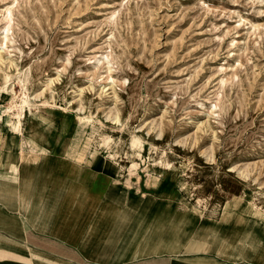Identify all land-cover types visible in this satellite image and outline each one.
I'll list each match as a JSON object with an SVG mask.
<instances>
[{
	"label": "rangeland",
	"instance_id": "374dc122",
	"mask_svg": "<svg viewBox=\"0 0 264 264\" xmlns=\"http://www.w3.org/2000/svg\"><path fill=\"white\" fill-rule=\"evenodd\" d=\"M6 75L7 264H264V0H0Z\"/></svg>",
	"mask_w": 264,
	"mask_h": 264
},
{
	"label": "crops",
	"instance_id": "0c3cea01",
	"mask_svg": "<svg viewBox=\"0 0 264 264\" xmlns=\"http://www.w3.org/2000/svg\"><path fill=\"white\" fill-rule=\"evenodd\" d=\"M24 144H25V141L24 142H22V140H20V139H15V141H14V143L12 144V145H14V146H16V148H18V151H19V156L21 157V159L22 160H27L28 161V159L30 158V157H28L27 156V150H25L24 149ZM1 146V145H0ZM31 153V155L33 156V155H35L36 153L35 152H30ZM4 153L3 152H1L0 153V158H2V155H3ZM5 156H7V153H6V155ZM36 159H37V157H38V155H35L34 156ZM91 167V166H90ZM90 169H88V171H89ZM91 171V170H90ZM3 212V211H2ZM0 214H1V211H0ZM7 220H5V219H0V231H3V232H6L7 231ZM30 241H33V242H35V241H37V240H30ZM33 242H30V245H32L33 246ZM6 243V242H5ZM42 243H44L45 245H47V248L48 249H50L51 250V247H55V246H58L56 243H58V242H56V240H42ZM29 244V243H28ZM1 247L3 246V245H0ZM5 246H6V244H5ZM30 249H31V247H30ZM32 250V249H31ZM6 253V252H5ZM18 254V253H17ZM16 254V256H18ZM41 254H43V253H41ZM44 255H46L47 256V260L50 262V261H55V260H58V261H62V262H68V260H70V256H71V254H62V253H55L54 251H49V252H47V253H44ZM3 256H4V253L2 252V249L0 250V264H7V261H6V259L5 260H3L4 258H3ZM15 264H18V263H15Z\"/></svg>",
	"mask_w": 264,
	"mask_h": 264
},
{
	"label": "bare ground",
	"instance_id": "6f19581e",
	"mask_svg": "<svg viewBox=\"0 0 264 264\" xmlns=\"http://www.w3.org/2000/svg\"><path fill=\"white\" fill-rule=\"evenodd\" d=\"M5 30H6V28H5ZM4 39H5V37H4ZM10 80H11V78H10L8 75H6V76H5L6 84H4L3 86H0V93H6V92H8V91L10 90L11 86L9 87V85H8V83L10 82ZM28 104H29V97H27V96L25 95V98H23L22 101L20 102V107H22V106H27ZM33 107L37 108L36 105H30V106L28 107L30 112L32 111V108H33ZM79 118H81V117H79ZM86 119H87V120H90V119H91V116L86 117ZM14 127H15V128L18 130V132H19V130L21 129V122H20V121H17V122L15 123ZM19 137H20V135H19V133H18V134L16 135V139H19ZM108 139H109L108 136H104V137H103V144L109 142ZM137 146H139V142L136 141V140L134 139L133 142H132V144H131V147H130V144H129L130 153L133 152V150H134L135 148H138ZM242 218H243V217H242ZM242 218H241V219H242ZM256 218H257V217H251L250 219H247V220H246V223H248V221H251V223H254V224H255V222H256ZM238 220H240V219H238ZM238 224H239V223H238ZM240 224H241V223H240ZM240 224H239V225H240ZM263 245H264V244H263ZM228 251H229V250H228ZM256 258H257V260L259 259L260 261H264V256L262 255L261 252L258 253V255H257Z\"/></svg>",
	"mask_w": 264,
	"mask_h": 264
}]
</instances>
